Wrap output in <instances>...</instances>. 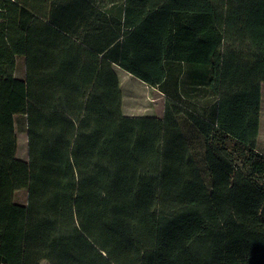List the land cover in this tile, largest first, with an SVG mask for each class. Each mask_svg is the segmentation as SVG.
Instances as JSON below:
<instances>
[{
	"label": "trees",
	"instance_id": "trees-1",
	"mask_svg": "<svg viewBox=\"0 0 264 264\" xmlns=\"http://www.w3.org/2000/svg\"><path fill=\"white\" fill-rule=\"evenodd\" d=\"M262 85L264 0H0V264H264Z\"/></svg>",
	"mask_w": 264,
	"mask_h": 264
},
{
	"label": "rangeland",
	"instance_id": "rangeland-1",
	"mask_svg": "<svg viewBox=\"0 0 264 264\" xmlns=\"http://www.w3.org/2000/svg\"><path fill=\"white\" fill-rule=\"evenodd\" d=\"M115 0H104L105 4ZM123 93L122 111L128 117H157L164 114L166 96L158 89L152 88L144 82L134 78L130 74L115 67ZM17 77H24L23 60L19 62ZM261 114L259 123V135L257 139V151L264 155V85L261 87ZM18 154L17 157L28 161V141L26 128L22 118L17 119ZM17 202L24 204L26 194L17 195ZM24 264H54V257L48 254L29 253L24 257Z\"/></svg>",
	"mask_w": 264,
	"mask_h": 264
}]
</instances>
